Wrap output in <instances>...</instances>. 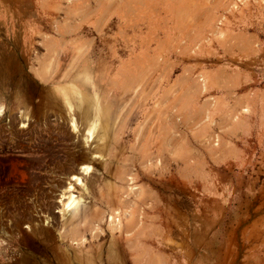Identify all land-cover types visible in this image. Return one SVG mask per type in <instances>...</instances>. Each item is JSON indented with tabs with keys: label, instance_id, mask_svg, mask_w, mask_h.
I'll list each match as a JSON object with an SVG mask.
<instances>
[{
	"label": "rangeland",
	"instance_id": "1",
	"mask_svg": "<svg viewBox=\"0 0 264 264\" xmlns=\"http://www.w3.org/2000/svg\"><path fill=\"white\" fill-rule=\"evenodd\" d=\"M0 264H264V0H0Z\"/></svg>",
	"mask_w": 264,
	"mask_h": 264
},
{
	"label": "bare ground",
	"instance_id": "2",
	"mask_svg": "<svg viewBox=\"0 0 264 264\" xmlns=\"http://www.w3.org/2000/svg\"><path fill=\"white\" fill-rule=\"evenodd\" d=\"M93 135V134H92ZM74 199V198H73ZM146 257V256H145Z\"/></svg>",
	"mask_w": 264,
	"mask_h": 264
}]
</instances>
